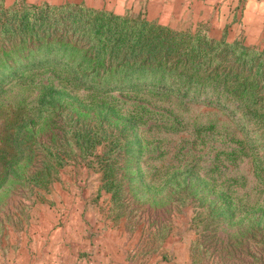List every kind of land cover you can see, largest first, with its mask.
<instances>
[{"label":"rangeland","instance_id":"1","mask_svg":"<svg viewBox=\"0 0 264 264\" xmlns=\"http://www.w3.org/2000/svg\"><path fill=\"white\" fill-rule=\"evenodd\" d=\"M153 21L225 38L221 27H209V19ZM4 46L0 264H46L47 238H39L66 217L83 230L82 239L104 234L120 264L158 257L167 264L179 257L190 264H264V186L251 171L247 137L257 133L250 124L241 130L223 111L148 91L155 89L157 75L115 65L104 69L86 61L85 50L28 53L17 41ZM38 59L48 62L32 67ZM133 83L143 88L116 89ZM74 128L105 136L116 200L103 189L102 172L81 162L93 163L92 156L81 160L72 144L65 148L74 152L51 172L46 188L30 180L42 160L50 163L51 147L70 140Z\"/></svg>","mask_w":264,"mask_h":264},{"label":"trees","instance_id":"2","mask_svg":"<svg viewBox=\"0 0 264 264\" xmlns=\"http://www.w3.org/2000/svg\"><path fill=\"white\" fill-rule=\"evenodd\" d=\"M8 41L21 43L28 53L62 47L85 50V60L97 61L105 65L104 69L115 65L135 73L155 74L158 82L152 86L155 89L148 91L223 111L234 118L241 130L244 124H250L257 133L253 138L244 134L251 171L256 182L264 186V50L246 46L241 40L214 39L199 30H176L139 15H117L81 4L5 5L0 0L1 60L7 57L4 44ZM47 62L38 59L31 66L39 68ZM166 80L169 82L161 83ZM140 88L143 86L137 83L116 87L119 91ZM104 140L101 134L77 130L70 140L65 138L51 147L53 151L46 154L50 163L42 160L43 167L30 180L36 187L46 188L51 172L56 174L65 165V157L74 152L65 148L72 144L81 160L92 156L93 163L81 162L102 172L103 189L116 200V182L107 164L111 147L105 149ZM98 147L102 150L98 151Z\"/></svg>","mask_w":264,"mask_h":264},{"label":"crops","instance_id":"3","mask_svg":"<svg viewBox=\"0 0 264 264\" xmlns=\"http://www.w3.org/2000/svg\"><path fill=\"white\" fill-rule=\"evenodd\" d=\"M16 0H3L10 5ZM27 4L59 5L63 3L81 4L83 6L110 11L117 15L135 13L147 20L179 19L193 17L209 19V27H221L227 40H241L246 46H255L264 50V0H21ZM208 27V28H209ZM209 33L216 30H211ZM54 219V218H53ZM46 220V216L44 217ZM72 217L61 220L62 224L39 240L47 238V251L50 252L46 264H120L113 247L105 246V235L94 239H82L84 232L74 226ZM44 224L37 227L40 232ZM107 233L106 237H109ZM161 249V245L158 247ZM85 256L79 257V253ZM144 260H147L145 257ZM144 264H167L158 257ZM122 263V262H121ZM134 259L128 264H140ZM175 264H190L189 260L179 257Z\"/></svg>","mask_w":264,"mask_h":264}]
</instances>
